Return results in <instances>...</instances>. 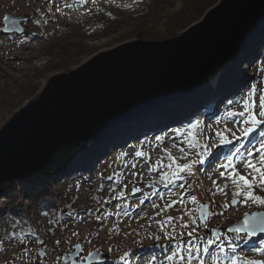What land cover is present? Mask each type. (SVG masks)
Wrapping results in <instances>:
<instances>
[{
  "label": "rangeland",
  "instance_id": "1",
  "mask_svg": "<svg viewBox=\"0 0 264 264\" xmlns=\"http://www.w3.org/2000/svg\"><path fill=\"white\" fill-rule=\"evenodd\" d=\"M96 1L78 0L76 4L86 9H81L76 19L74 13L62 19L54 9L45 11L46 4L39 0H0V89H5L6 81L25 88L27 94L34 90L32 86L37 87L15 111L0 101V130L19 109L38 97L53 76L75 70L99 53L127 42L178 37L223 0H216L198 22L181 32L169 27L167 18H178L187 0H107L92 4ZM5 15L26 17L19 24L20 35L2 32ZM64 22L67 25L63 26ZM93 29L96 32L91 33ZM261 39L256 54L252 44L236 56L235 72H240V79L228 75L217 89L204 88V82L219 79L214 73L221 66L198 87L197 94L172 105L181 111L197 97V101L208 102L207 113L204 110L200 115L199 111L190 120L170 124L164 134L139 132L127 140L121 136L123 143L108 146L103 152L99 150L102 136L88 155L75 157L68 171L54 179L52 198L39 208L24 201L17 187L13 189L17 182L9 184L10 191L0 189V264H68L62 256L72 253L77 245L81 253L76 261L83 262L92 252L109 254L102 264H145L144 260L148 264H188V248L200 250L193 254L191 264H200L201 259L205 264H231L233 256L240 258L237 264L264 259V238L225 231L245 214L264 211V205L234 198L236 189L227 178L231 169L220 167L230 157L236 170L251 179V170H246L242 161L255 163L259 159L256 149L264 140V124L247 136L242 129L247 127L245 103L250 102V110L258 114V97L264 95V36ZM197 107L201 109L199 104ZM121 127L112 136L119 138L124 133ZM217 133L226 138L224 142ZM218 150L219 158L210 159ZM249 152L254 155L249 156ZM177 165L190 168L176 173ZM63 178L69 179L66 184H62ZM214 181L228 194L218 192ZM254 193L264 197V188L257 184ZM128 201L148 202L144 209L147 214L136 212L137 204L126 207ZM201 205L206 207V215H199ZM168 217L173 218L171 223ZM20 223L27 225L29 232L33 230V238L30 233H20ZM215 229L221 230L217 237L212 235ZM205 247L209 248L207 253L203 252ZM173 251L177 255L169 261Z\"/></svg>",
  "mask_w": 264,
  "mask_h": 264
},
{
  "label": "water",
  "instance_id": "2",
  "mask_svg": "<svg viewBox=\"0 0 264 264\" xmlns=\"http://www.w3.org/2000/svg\"><path fill=\"white\" fill-rule=\"evenodd\" d=\"M25 19L5 15L2 32L20 35ZM263 30L264 0H223L178 37L127 42L53 76L0 130V185L42 171L60 149L178 104L213 70L248 50ZM254 214L264 217V211L247 216ZM199 215H206L204 205ZM244 219L225 231L246 234L235 231ZM220 233L212 231L214 237ZM263 235L257 231L250 237ZM80 253L77 245L62 260L101 264L109 259V254L92 252L83 262L76 261Z\"/></svg>",
  "mask_w": 264,
  "mask_h": 264
},
{
  "label": "trees",
  "instance_id": "3",
  "mask_svg": "<svg viewBox=\"0 0 264 264\" xmlns=\"http://www.w3.org/2000/svg\"><path fill=\"white\" fill-rule=\"evenodd\" d=\"M215 2L216 0H187L184 4V8L182 12L178 14V18L170 19V20L167 18L168 23H169L168 26L172 27L173 29H181L180 32L184 31L188 26H191L192 24L198 22L202 18L203 14L205 13V10L208 7L213 6ZM97 27H101V24H97ZM94 32H96V29H93L91 31V33H94ZM174 37L175 35L173 36L171 35L168 38L171 39ZM237 60L238 58L236 57L234 64H236ZM218 72L219 70H217L216 73L214 74H218L219 79H217L215 83L212 82L211 84H209L211 80L210 79L208 82L204 83L206 85L204 88H207L208 86L210 89H215V88L217 89L219 87L220 83L227 76V74L223 72L222 75H219ZM32 88L34 90L30 91L27 94L26 93L27 90L25 88L23 89L22 87L16 86L15 83H11V82L9 83L8 81H6L5 89H0L1 104H4L7 107H9L11 111L17 110L22 105V103L25 102V100H28L35 93V88L37 87L32 86ZM193 93L197 94L198 90L197 91L195 90L192 93L184 94L181 100L185 101L186 99L193 97L194 95ZM182 101H180V103H182ZM198 102L200 103V106H201L200 115L204 114V110L207 113L208 110H206V108L208 106L207 104L208 102H201L200 100H198ZM102 136L104 137V135ZM110 136H112V133H110ZM98 139L100 138L97 137L96 139H92V140H89L83 143H77V144H74V145H71V146H68L66 148L56 151L50 165H48L42 171L32 175L31 177L17 182L16 185L12 186L13 189L17 187L19 189V194L21 195L22 199L26 201L28 204H30L31 206L39 208L42 205H45V203H47V200L52 198L51 188L54 184L53 183L54 179L57 177H62L64 173L68 171L69 165L71 164V162L73 161L75 157L80 156V155H83V156L88 155L92 149L93 144ZM62 180H63L62 184H66L68 182L67 180L69 179L63 178ZM2 188L5 191L11 190L10 189L11 186H9V184H4L3 187L2 186L0 187V189ZM23 223H20L19 225L21 229L19 230L20 233L22 231L24 233L26 232L27 234L30 233L29 235L32 236L33 233L31 232H33V230L29 232L28 226L24 225Z\"/></svg>",
  "mask_w": 264,
  "mask_h": 264
},
{
  "label": "snow or ice",
  "instance_id": "4",
  "mask_svg": "<svg viewBox=\"0 0 264 264\" xmlns=\"http://www.w3.org/2000/svg\"><path fill=\"white\" fill-rule=\"evenodd\" d=\"M5 19H8L5 17ZM13 23H16V21H13ZM252 107V104L250 102L245 103V109L248 111V115L244 121V123L247 125V127L242 129V133L244 136L249 135L257 127H259L261 124H264V95H260L258 97V114L253 113L250 109ZM240 115H244V113H240ZM257 115L261 118L258 119ZM218 136L221 137V141H225V137L222 136V134L217 133ZM235 135V133H233ZM183 151V149H181ZM256 152L259 153V159L254 163L251 159H245L242 161L244 164V168L246 170L250 169L249 175L252 176L251 179L248 178L246 175L240 174L236 170V166L233 163L232 159L229 157L227 158V164H221V168H230L231 172L228 174L227 178L231 180L233 186L235 187L236 191L233 193V197H243L244 202H252L256 204L264 205V197L256 195L254 193V188L257 186V184L264 188V140L260 142L259 147L256 149ZM137 155H143L142 153H137ZM249 156H253L254 153L249 152ZM201 163H204L203 160L200 161ZM169 167H172V165H169ZM190 168L189 165H184L183 167L177 165L176 166V173L187 171ZM255 175H252V174ZM221 177H225V173H220ZM214 185H216V182H213ZM225 187H227L225 185ZM217 191L221 194L227 195L226 192H224L223 188H220L218 185H216ZM193 202H195V198H192ZM171 207V205H169ZM172 217H168V222L171 223ZM183 227H188V225H183ZM236 232L240 233H246L249 236H253L259 232H264V217L253 215L252 217H248L247 214H245V219L243 222V226L241 228L235 229ZM191 235V233H189ZM169 239H174V237H169ZM59 243V241H57ZM213 242L208 241V244L211 245ZM187 251L190 253V257L188 258V264H191L193 254L195 252H199V249H193L188 248ZM209 251L208 247H205L203 249L204 253H207ZM233 252H235V248H233ZM177 253L173 251L172 256H168L167 259L171 261L174 256H176ZM180 259L183 261L185 258L183 256L180 257ZM239 257L233 256L231 264H237ZM200 264H205L204 260H200ZM245 264H264V259H258V260H247Z\"/></svg>",
  "mask_w": 264,
  "mask_h": 264
},
{
  "label": "bare ground",
  "instance_id": "5",
  "mask_svg": "<svg viewBox=\"0 0 264 264\" xmlns=\"http://www.w3.org/2000/svg\"><path fill=\"white\" fill-rule=\"evenodd\" d=\"M39 1L44 3V4H46L45 11H47L49 13L50 11H48V10L54 9V12L57 14V16H59L62 19L66 18L67 16L69 17L72 13H74L73 14V18L76 19V16L80 13V10L81 9H84V10L86 9V6H79L78 4H76L78 0H39ZM79 1L80 2H85L87 0H79ZM97 2H98V4L99 3L104 4V3H107V0H98L96 2H93L92 4L98 5ZM62 24H63V26L67 25V23H65V22L62 23ZM263 36H264V30H263L262 34L259 36V38L251 46V49L252 50L254 49V51H255L254 53L255 54H256V50H255L256 49V45L260 42V40H262L261 38ZM244 53H242V54H244ZM251 55H252V53H251ZM249 57H250V54L247 56V58H249ZM253 58L255 59V57H251V59H253ZM234 63H235V59L232 58L229 61H227L224 65H222V67L220 66L221 68L219 67L220 69H219V72H218L219 75H222V73L225 72L227 74V76L231 75V77H233V76L236 77V75H237V78L240 79L241 78L240 72H238V71L235 72L236 71V69H235L236 65ZM233 72H235V73L233 74ZM241 82H242V80H241ZM197 99L198 98L196 97L195 101L193 103H190V104L186 105V107L183 110H181V111H178L177 108H175V106H170V107H167L166 109H164L162 112L160 111L161 113H158V114H156L154 116H149V117L145 118L144 120H142L140 122H131V123H123V124H121L119 126L120 127L122 126L121 130H124V133L122 135L118 136L119 138L114 137V136H110V133H112V135H113L114 133L117 132V130H119L118 129L119 126L110 128L108 130V133L104 135V137H105L104 140H102L100 142L99 145H100L101 149H99V150L103 152L106 149V147H108V146L111 147V146L115 145V147H116L117 145H120L121 143H123L124 140H127V138H131L132 136H137L139 134V132L141 133L139 135H144V132H146V131H149V132L153 133L154 135L164 134L165 133L164 129L166 127H169L170 124L172 125V124L177 123V122H182L183 123V120H190L191 118H193L200 111L198 109V107H197L198 104L200 105V103L197 101ZM174 110H176L177 112H174ZM165 111H170V112H172V114L165 115V113H166ZM177 124H179V123H177ZM158 131L160 133H158ZM103 134L104 133L99 134L97 137L101 138ZM121 136H125L123 141L121 140L122 139ZM97 137H94L92 139H96ZM140 138H141V136H140ZM92 139H90V140H92ZM94 144H93V147L97 146V144H95V145ZM96 151H97V148H96ZM220 152H221V150L215 151L214 154L212 153V156H211L210 159L216 161V159H218L219 156L221 155ZM80 156H82V155H80ZM207 163H208V161L205 163V165ZM209 165H210V167H212L213 166L212 162ZM80 168H84V166H80ZM80 170L84 171V169H80ZM80 170L78 172H81ZM16 182H18V181H16ZM135 200H138V199L136 198ZM134 201H130V202L128 201L129 203L126 202L125 206L129 207L128 204H130V203L131 204H137L138 203V202H134ZM146 204H149V203L145 202L144 204H137L135 206V211L138 212V213H142L141 211H143L144 215L147 214V212L144 211ZM187 214H189V213H187ZM230 214H232V213H230ZM214 215L216 217L217 214H214ZM33 237H34V234H32V238ZM258 237H261V239H262V238H264V235L263 236H258ZM248 245H250V244H248ZM155 251L156 250H154V252ZM134 254L136 255V253H134ZM144 263L148 264V261L146 262L144 260Z\"/></svg>",
  "mask_w": 264,
  "mask_h": 264
}]
</instances>
